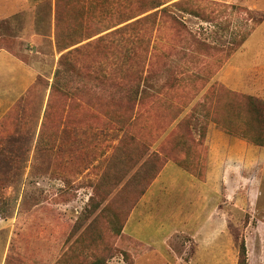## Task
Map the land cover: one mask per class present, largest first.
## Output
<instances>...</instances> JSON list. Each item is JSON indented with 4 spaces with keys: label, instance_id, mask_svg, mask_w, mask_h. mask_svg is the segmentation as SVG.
<instances>
[{
    "label": "rangeland",
    "instance_id": "374dc122",
    "mask_svg": "<svg viewBox=\"0 0 264 264\" xmlns=\"http://www.w3.org/2000/svg\"><path fill=\"white\" fill-rule=\"evenodd\" d=\"M30 1L32 10L15 19L11 33L27 38L12 39L11 47L34 66L24 84L32 86L18 90L15 121L0 125L7 129L0 135V264H134L137 245L122 225L151 178L149 156L181 159L183 151L206 147L211 117L223 113L217 72L256 29L245 46L264 48V0H191L170 6L174 20L158 11L115 34H108L116 29L108 31L110 24L142 0H64L56 24L53 0ZM57 33L60 47L75 45L60 51ZM33 34L40 36L29 41ZM69 50L79 93L50 99ZM105 76L120 87L101 83ZM205 98L208 106L199 107ZM239 139L258 148L260 181L225 196L232 202L225 203V264H238L243 242L248 264H264V146ZM185 239H174V251L183 252Z\"/></svg>",
    "mask_w": 264,
    "mask_h": 264
},
{
    "label": "crops",
    "instance_id": "0c3cea01",
    "mask_svg": "<svg viewBox=\"0 0 264 264\" xmlns=\"http://www.w3.org/2000/svg\"><path fill=\"white\" fill-rule=\"evenodd\" d=\"M30 4V0H0V68L4 69L0 74V123L16 104L19 92L32 86L24 84L34 66L13 48L27 36L11 35L15 19L32 10ZM256 30L222 65L216 81L230 91L264 98V48L245 46ZM38 36H28L29 41ZM12 39L16 41L11 47ZM20 53L26 54L25 49ZM205 144L188 155L192 168L205 170L203 179L170 160L131 211L122 233L137 245L131 249L134 264L140 260L144 264H225L226 238L231 244L225 203L232 204L225 196L233 199L241 187L260 181L255 171L259 150L219 130L215 123L209 125ZM254 193L250 191L251 196ZM178 236L186 238L182 253L172 248Z\"/></svg>",
    "mask_w": 264,
    "mask_h": 264
},
{
    "label": "trees",
    "instance_id": "16d2710c",
    "mask_svg": "<svg viewBox=\"0 0 264 264\" xmlns=\"http://www.w3.org/2000/svg\"><path fill=\"white\" fill-rule=\"evenodd\" d=\"M174 0H142V1H137L135 4H133V7L131 8V13L125 16L119 23L116 25H112L108 28L109 30H112L116 28L115 30L109 32L108 34H115L119 29H126L129 26H134V28L137 26L138 23H143L148 21L149 19L154 18L157 16L158 11L161 13L166 14L169 18L174 20V16L169 13V8L170 6H180V5H185L187 2H191V0H181L178 2H173ZM64 0H55V24L60 22L61 18V3L63 4ZM157 10L149 15H146L144 17H141L134 22L125 25V28H117L118 26L125 24L126 22L133 20L135 18H138L148 12ZM197 15V14H196ZM114 23V22H113ZM99 34V33H98ZM96 34V35H98ZM95 35V36H96ZM59 33L56 34L57 41H58V46L60 45L61 41L59 38ZM99 41H101L99 39ZM75 45V44H73ZM72 44L69 46H59L60 51L68 50L73 46ZM240 47V46H239ZM72 50H69L66 54H63L62 57L60 58L58 62V68L55 73L54 77V82L51 86V96L50 99L52 98L53 95H56L57 93L62 95L66 100H76V96L78 95L79 91L78 88L74 85V82L71 81V74L69 73V70L71 68H74L72 59H71V54ZM76 53L80 52L79 48H76ZM78 77H82L81 74L79 73L76 65V79ZM101 83L103 82H109L114 85V87L119 88L120 84L118 82H115V80L111 81L109 80L106 76L100 80ZM225 87V86H224ZM221 88L224 92H222L221 99L224 101L223 103V110L221 114H216L211 117V119L215 122L217 128L222 129L225 133L230 134L234 137H239L246 139L248 141H251L252 143L260 146H264V98L256 97V96H249L233 91H228L227 88ZM241 94L240 96L237 94ZM230 96L231 98L233 97V103L230 101L231 99H228L227 97ZM95 97V96H93ZM207 102V98L204 99L203 103H199V107H203V105ZM15 106L16 104L10 109V111L5 115V118L2 120L4 124V128H6L7 124L9 122H14L15 121ZM50 106V104H49ZM208 106V104H205L204 107ZM231 107H235L234 111L231 110ZM206 116H209V113L206 112ZM13 117V121H11ZM235 117V118H234ZM238 120L236 122L235 120ZM70 120L69 114L66 116H63V121L64 124H67ZM1 122V123H2ZM0 123V125H1ZM11 125V123L9 124ZM2 127V128H3ZM10 127V126H9ZM3 131H7V129H1L0 130V135L3 133ZM190 149L187 150V152L183 151L185 153V156L183 158H169L168 156L166 158L159 157L157 153H152L149 156V159L147 162L154 163V170L151 174L150 180L146 183L145 187L141 191V195L139 196L138 200L136 203L131 206L130 212L127 214V217L124 220V224L122 225V230L123 227L131 213V211L134 209L138 201L142 198V196L145 194V192L148 190L152 182L156 179L160 171L163 169L165 164L172 160L178 163L180 166L186 168L190 173L196 174L198 177L203 179L205 170H196L192 168V164L188 163L189 156L192 155L189 153ZM93 264H105L103 262H95ZM238 264H248V255H247V247L245 243L243 242L240 246V251H239V260Z\"/></svg>",
    "mask_w": 264,
    "mask_h": 264
}]
</instances>
